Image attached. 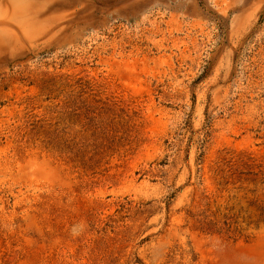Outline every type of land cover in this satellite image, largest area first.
<instances>
[{
  "label": "rangeland",
  "instance_id": "rangeland-1",
  "mask_svg": "<svg viewBox=\"0 0 264 264\" xmlns=\"http://www.w3.org/2000/svg\"><path fill=\"white\" fill-rule=\"evenodd\" d=\"M0 264H264V0H0Z\"/></svg>",
  "mask_w": 264,
  "mask_h": 264
}]
</instances>
